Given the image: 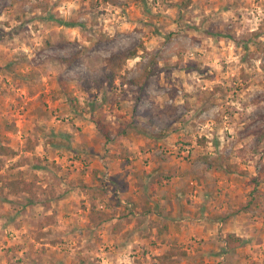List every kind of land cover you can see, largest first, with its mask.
Returning <instances> with one entry per match:
<instances>
[{"label":"rangeland","instance_id":"374dc122","mask_svg":"<svg viewBox=\"0 0 264 264\" xmlns=\"http://www.w3.org/2000/svg\"><path fill=\"white\" fill-rule=\"evenodd\" d=\"M0 35V264H264V0H0Z\"/></svg>","mask_w":264,"mask_h":264},{"label":"trees","instance_id":"16d2710c","mask_svg":"<svg viewBox=\"0 0 264 264\" xmlns=\"http://www.w3.org/2000/svg\"><path fill=\"white\" fill-rule=\"evenodd\" d=\"M1 38V35H0ZM137 57V49L130 50L128 52H122V53H113L106 57L104 59V65L102 68V81L100 82H92V81H84L83 83V89L89 90L88 84H94L97 89H100L103 85H106L108 87H111L116 80L118 73L122 70V68L125 66L126 62L130 59ZM144 76V75H143ZM145 75L144 77H146ZM141 76V80H142ZM145 79V78H144ZM89 82V83H87ZM131 84H139V78L134 79L130 82ZM142 92L144 91L143 88H145V81H142L141 86L139 87ZM95 127L97 131L103 136L105 141L111 140V131L107 128V126L103 123V121L95 120L94 121ZM30 148V147H29ZM16 155L15 151L9 147H5L0 145V156H6V157H14ZM10 188L12 189V193L17 195L20 193H26L33 195V185L31 183L24 182L23 180L20 181H13L9 184ZM30 203L32 201H29ZM225 244L226 249L228 251H234L239 246H241L243 240L240 237L235 236L234 234L228 233L225 236ZM166 257V255L164 256ZM159 260L162 261L161 264H166V258L161 257ZM169 264V263H168Z\"/></svg>","mask_w":264,"mask_h":264}]
</instances>
